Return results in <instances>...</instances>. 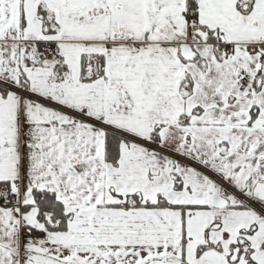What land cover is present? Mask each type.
I'll return each instance as SVG.
<instances>
[{
  "label": "snow or ice",
  "instance_id": "1",
  "mask_svg": "<svg viewBox=\"0 0 264 264\" xmlns=\"http://www.w3.org/2000/svg\"><path fill=\"white\" fill-rule=\"evenodd\" d=\"M0 264H264V0H0Z\"/></svg>",
  "mask_w": 264,
  "mask_h": 264
}]
</instances>
